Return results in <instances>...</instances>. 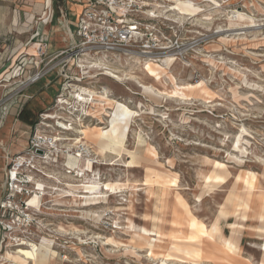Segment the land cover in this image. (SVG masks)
Instances as JSON below:
<instances>
[{
	"label": "rangeland",
	"instance_id": "1",
	"mask_svg": "<svg viewBox=\"0 0 264 264\" xmlns=\"http://www.w3.org/2000/svg\"><path fill=\"white\" fill-rule=\"evenodd\" d=\"M5 1L11 15L17 19V25L11 26V35H17L23 42L29 41L36 32L41 35L48 31L51 46L47 51L53 54L79 42L76 18L88 0H50V5H47V0ZM135 1L143 5L142 10L155 11L154 15L158 17L156 21L165 28L166 34H173V29L181 31L183 56L172 63L166 62L165 72H172L181 84L204 82L212 93L211 97L203 99L199 94H193L189 100L183 101L167 97L157 99L148 95L140 84L153 83L144 67L145 62L118 52L100 57L95 66L99 68L87 67L86 74L77 67L76 60H70L71 79H68L66 89L63 85L66 79L60 72L61 65L43 76L41 79L52 78V93L46 97L45 87L38 88V95L28 99L37 107L34 120L23 139L25 148L10 158L19 155L27 160L24 164L20 163V174L22 179H29L30 182L21 183L23 193L11 198L17 228L12 233L0 228V264H14L4 258L7 250L27 247L18 245L13 240L15 237L36 244L53 242L52 249L56 251V256L50 264H188L187 257L180 252H173L174 256L168 261L160 260L170 246V235L176 233L172 223L175 215L186 217L176 196L183 199L192 216L207 226L215 221L219 209L226 206L230 214L221 221V226L225 234L230 235L225 238L238 246L241 242L239 255L231 256L229 262L221 263L215 255L212 258L214 263L206 259L199 264H264V164L261 160L264 159V0H183L184 3L193 2L195 7L198 6L191 14L183 10L180 0ZM236 13L247 16L238 20ZM61 60L62 56L55 59L58 64ZM78 62L88 66L83 57ZM44 63L45 60L39 68L44 67ZM105 67L120 75L122 72L135 75L140 83L132 78L121 81L107 75L103 73ZM79 76H84V79L77 83L74 77ZM162 81L165 84L156 83V86L170 88L166 75ZM79 86L98 92L105 86L112 98L139 111L130 121L125 142L127 151L116 156L107 154L105 158L97 152L91 140L81 139L82 142L75 143V139L81 137L78 133L79 119L83 126L89 128L105 127L110 111V107L105 111L77 103L75 94ZM59 95L63 100L58 103L56 99ZM46 114L60 118L45 119ZM59 121L68 125L74 123L77 130L74 128L64 132ZM242 126L248 131L241 141L247 154L234 149ZM61 135L67 138L56 142V153L55 147L40 144L43 140L49 141L50 137ZM138 135L142 139L140 142H137ZM32 139L35 145H41L38 150L42 153L27 152L33 148L30 143ZM130 150L136 151L140 157L137 166H127ZM68 152L79 156L82 154L83 158H89L93 163L83 171L70 167L67 164ZM38 154L49 155L51 159L48 163L44 162L45 158ZM234 156L240 157L243 162L238 163ZM157 160L161 164H157ZM214 160L228 165V175L224 183L209 190L201 176L216 169L210 166ZM148 169L177 176L179 185L166 193L162 200V211L158 207L160 191L143 187ZM244 170L257 176V188L250 198L235 183L236 175ZM45 172L57 176L60 181L48 179ZM31 177L49 186L41 210L31 204L34 194L42 195ZM92 178H96L101 185L108 181L117 183L120 189L110 191L100 188L106 198L88 205H84L81 196L85 193L80 187L72 193L75 197L60 198L58 195L62 190H68L67 183L81 186ZM52 186L58 188L51 189ZM232 194L239 195L241 202L248 201L250 210L244 211L242 207L227 202ZM5 195L4 185L0 201L6 198ZM258 213L262 214V220L257 219ZM242 214L245 215L243 218ZM11 220L9 217L6 222ZM156 226L160 228L161 240L155 239ZM141 227L148 230L146 236H141ZM239 227L241 232L237 233ZM181 230L186 232L184 225ZM153 238L156 244L153 254H149L147 247L152 244Z\"/></svg>",
	"mask_w": 264,
	"mask_h": 264
},
{
	"label": "bare ground",
	"instance_id": "2",
	"mask_svg": "<svg viewBox=\"0 0 264 264\" xmlns=\"http://www.w3.org/2000/svg\"><path fill=\"white\" fill-rule=\"evenodd\" d=\"M180 1L183 2V0H180ZM191 1H193V0H191ZM182 4H183V10H185L186 12H188L190 14H191V12L193 13V10H196L198 8V6L195 7V4L193 2H189V3L183 2ZM235 15H236V18L238 20H242V19L246 18V16H247V15L245 16L242 13H236ZM230 24H232V23H230ZM253 25H255V24H253ZM245 26L248 27L249 25H245ZM240 28H242V27H240ZM166 62L171 63L172 60L167 59V60H165V63ZM144 67L153 79V83H151V84H142V83H140V81L137 80L138 78L135 75L127 74V73H123V72L120 75V73L118 74L116 71L109 69V68H106V67H105L106 71H104L103 73H106L107 75H110V76H112L118 80H121V81L123 79H131V78L136 79L141 84L144 93L151 95L157 99H159L160 97H167V98H174L175 100L178 99V100L184 101L186 99L189 100V98L192 97L193 94H199V96H201L203 99H207V98L211 97V95H212L210 90L205 86L204 82H202V81L198 82L196 84H192V83L181 84V83L177 82V79L174 77L175 75H172V72H171V74L165 72L166 67H164L158 63H155L152 61H146ZM164 75H166V77L170 81V84H171L170 88H166V87L165 88H159L156 86V83L165 84L164 83L165 81H162V77H164ZM109 93H110V90L107 87L103 86L102 90L99 92L92 90V89L85 88V87H80L79 91L75 94L76 102L79 103L83 107L85 105L89 104L95 108L97 107L99 110H105V111H107L106 110L107 107H110V111L108 112L109 115H108L107 123H106L105 127H96V128L90 127L89 128L87 126H83L82 123L80 122V119H79L77 124H79L78 133L81 135V137L78 139H75L76 140L75 143L82 142L81 139L91 140V142L94 144L97 152L100 153L104 157L107 154L108 155L114 154L116 156V155H120L122 151H127L125 142L127 139L129 128H130V121H131L132 117L138 115L137 112H139L137 110L130 108L124 102H121L117 99L112 98L111 93L110 94ZM200 100H202V99H200ZM56 117L60 118V116H58V115H53V114H46L45 115V119H53ZM76 122L77 121H75V123ZM45 125L49 126L48 123H45ZM60 125H62V127H60V128L63 129L64 132L69 131V130L71 131L74 128H75V130H77V128L74 127L75 126L74 123H73L74 126L71 124L68 125L67 123H63V122H60ZM55 131H56V129H55ZM247 132H248L247 128L242 126L240 134L236 137L235 144H234V149L236 151H239L240 153H244V154H247V150L245 147L241 146V143H242L241 141L243 139V135ZM137 137H138L137 142H140L142 139L139 137V135ZM42 138L46 139V137L45 138L42 137ZM50 138L51 139L49 141L43 140V142L40 144H47V146L49 148L55 147L54 150L56 153L58 151L56 142L57 141H63L67 137H65V136L63 137L61 135V136H54V137H50ZM69 143L71 144V142H69ZM86 149H88V148H86ZM41 153H42V151H41ZM62 154H64V153H62ZM128 154H129L130 160L127 162V166H129V167L137 166V163L140 162L139 161L140 157L137 155V152L134 150L133 151L130 150V151H128ZM66 156H68L67 164L70 167H76L80 171H83L87 166H89L90 163H93L89 158H83L82 154L79 156V155H74L72 152L71 153L68 152V154ZM39 157L45 158L44 162H47V163L51 159L49 155H47V156H40L39 155ZM234 157L238 163L243 162V159H240V157L239 158L236 156H234ZM261 160H262V163L264 164V159H261ZM19 161H20V163L24 164L25 161H27V160L24 159V157H21V159ZM80 162H82V165H80ZM155 162L157 164H161L158 162V160ZM205 163H206V161H205ZM213 164H214V166H213ZM204 165H206V164H204ZM146 166H149V165H146ZM210 166H212L216 169L212 173L210 170L209 172L202 175L201 177H202V181L205 182V184L207 185L209 190H212L213 187L221 185L226 180L227 175H228V171H227L228 165H226L224 162L214 160V161H211ZM199 170H198V173H199ZM45 174L48 177V179L54 178V179H56V181H58V182L60 181L57 176L55 177L54 175H51L47 172H45ZM197 177H199V175H197ZM33 180H34V184H36V186H37V189L41 190L42 195L34 194L33 197L31 198V204H33L35 207H37V208H39V210H41L42 200H43L44 196L48 194L47 188L49 186L47 187V185L45 183L41 182V180L38 181V180H35L33 177H31V181H33ZM52 181H54V180H52ZM127 181H128V179H127ZM143 181L145 184V186H143V187H146V189H148V190L157 189L160 191V194H158V201L160 202V205L158 206L159 211H162V209H163L162 200L166 196V193L169 190H171L172 188H175L177 185H179L176 175L171 174V173H167V172H163L160 170H150V169L146 170V174H145ZM256 181H257V176H254L250 171H247V170L240 172L235 177V183L239 184L241 186V188L246 191L248 198H250L254 194L255 189L257 188ZM100 183L101 182H99L96 178H92L91 180H88V181L82 183L81 186H75L73 184L67 183L66 186L68 187L67 188L68 190H62L60 193H58V195L60 196V198H63V197L65 198V197H69V196L75 197V195H73L72 193L74 192L75 189H78L80 187V189H82V193H85V195L81 196V198L84 200V205H88L90 203H97L100 199L106 198V195L104 194V192H102L100 190V188L104 187L105 189H108L110 191H114V190L119 188V185L117 183H111L110 181H108L107 183H103L102 185ZM57 188H58V186H57ZM57 188L52 186L51 189L56 190ZM50 193H52V192H50ZM262 193H263V191H262ZM262 196H263L262 197V200H263L264 194ZM170 199H172V197H170ZM176 199H177L176 201H177L178 205L181 208H183L186 217L180 218L178 215H175L172 223H173V228L176 231V233H174L173 235L172 234L170 235V239H169L170 246L168 247L167 252L163 254L162 258L161 259L159 258L160 260L168 261L171 257L174 256L173 252H180L181 254H183L187 257L188 264H199L200 262L206 261V259L214 257V254L216 251L209 249L208 244H211L212 246H219L218 252H220L223 256H225V258L239 255V251H240L239 246L235 242L228 240L227 237L226 238L224 237L223 239L221 238L220 226H219L218 220L220 217H226L230 214L229 213L230 211L227 209L226 206H223L219 209L218 216L215 219L213 225L210 226V228L208 227L209 228L208 230L206 227L207 231H205V230L198 231L196 221H195L194 217L191 215V212H189L187 210L186 204L183 201V199L178 197V196H176ZM52 202H53V200H52ZM154 202H156V200ZM227 202L233 203L235 205V207L236 206L242 207L244 211L250 210V205H249L248 201L241 202L239 199V195H233L232 194L231 196H228ZM168 205H169V203H168ZM167 209H169V208H167ZM88 213H90V212H88ZM96 214H98V213H96ZM146 215H147V213H146ZM244 216H245L244 214L241 215L242 218ZM98 217H99V215L97 216V218ZM257 219L262 220L263 219L262 214L258 213ZM160 222H161L160 219H158V223H160ZM144 225H147V224H144ZM182 225L185 226V230H186L185 233H183V231L181 230ZM129 227H131V226H129ZM167 229H166V231H167ZM152 230L154 231V228H152ZM80 232H82V231H80ZM240 232H241V228L239 227V228H237V233H240ZM76 233H77V231H76ZM147 233H148V230L145 228H142L141 236H146ZM164 234H166V232ZM155 235H156L155 239L161 240V231H160V228H158L157 226L155 228ZM20 240H21V242L19 241L17 244L18 245H25V246H27L26 248H18L17 250H14V251L13 250H7L3 255L5 259L9 260L10 262H12L14 264H50V261L56 256V251H54L52 249V243L53 242L44 241V242H41L40 244H36V243L28 241V240H23V239H20ZM155 242L156 241L153 238L152 244H148L147 250H149V252H150L149 254H153V248L155 247V244H156ZM146 243H148V242H146ZM198 243H200V244H198ZM200 246H202V248H199Z\"/></svg>",
	"mask_w": 264,
	"mask_h": 264
},
{
	"label": "built area",
	"instance_id": "3",
	"mask_svg": "<svg viewBox=\"0 0 264 264\" xmlns=\"http://www.w3.org/2000/svg\"><path fill=\"white\" fill-rule=\"evenodd\" d=\"M142 6L135 0H88L77 21L76 35L79 37V42L67 50L53 54L48 53L45 41H37L35 55H19L7 76V80L13 79L14 84H17L9 98L50 74L57 65H61L60 72L66 79L63 84L66 89L69 86L68 79H71L68 66L70 60H76L77 67L83 70V74L87 73V67L99 68L95 67L97 62L107 53H124L129 58L134 57L144 62L152 61L164 67L167 59H171L172 62L179 60L183 56L181 31L172 28L173 34H166L165 28L160 27L156 21L158 17L154 15L155 11L148 9L144 11ZM148 11L153 15L148 14ZM38 36L39 33L36 32L31 39ZM2 53L3 51H0V61L9 57L2 58ZM60 56L62 60L58 64L55 59ZM82 57L88 66L79 64L78 61ZM44 60V67L39 68ZM74 79L80 83L84 76L74 77ZM80 87L84 86H79L77 90ZM60 100H63L61 95L57 97L56 102L59 103ZM35 131H37L36 128ZM35 136L36 133L33 138ZM33 140H30V143L34 150L29 148L27 152L32 151L35 154L39 148L41 149V145H35ZM21 157L15 155L7 164L6 198L0 201V228L9 233L17 228L13 219L15 208L10 204L11 198L23 193L24 188L21 187V183L30 182L29 179L26 181L21 178L19 161ZM9 217L12 219L11 222H6ZM13 240L19 242L20 238L15 237Z\"/></svg>",
	"mask_w": 264,
	"mask_h": 264
},
{
	"label": "crops",
	"instance_id": "4",
	"mask_svg": "<svg viewBox=\"0 0 264 264\" xmlns=\"http://www.w3.org/2000/svg\"><path fill=\"white\" fill-rule=\"evenodd\" d=\"M5 2V0H0V51H3L2 58L9 57L0 61V199L6 182V167L9 159L12 155L19 153L25 148V141L23 139L26 137L25 134L28 133L34 120L37 107L32 105L31 101H28V99L38 95V88L45 87L44 92L46 97L50 95L49 93H52V80H50L52 78L46 77L36 84L25 87L23 89L24 92L21 91L19 94L14 95V97L9 98L16 89L17 84H14V81L9 82L7 76L18 56L21 54L35 55L38 45L37 41H45L47 43V48L50 47L51 44L48 31H46V34L42 33L37 38L29 39V41L27 40L26 42L16 37L17 35L15 34L11 35V26L15 27L17 25V19L14 15H11V11L7 8ZM47 5H50V0H47ZM79 15L80 13L78 17ZM193 217L196 221L198 231H207L214 223L213 221L207 226L203 221L197 217L195 218L194 215ZM226 218H228V216L220 217L218 220L222 239L230 235L225 234L224 228L221 226V221ZM208 247L216 251L214 256L216 255L221 263L229 262L230 257L225 258V256L218 252L219 246L208 244ZM239 247H241L240 241ZM200 248H202V246ZM208 260L211 263L213 262L212 258Z\"/></svg>",
	"mask_w": 264,
	"mask_h": 264
},
{
	"label": "water",
	"instance_id": "5",
	"mask_svg": "<svg viewBox=\"0 0 264 264\" xmlns=\"http://www.w3.org/2000/svg\"><path fill=\"white\" fill-rule=\"evenodd\" d=\"M38 153H41V150H37Z\"/></svg>",
	"mask_w": 264,
	"mask_h": 264
}]
</instances>
